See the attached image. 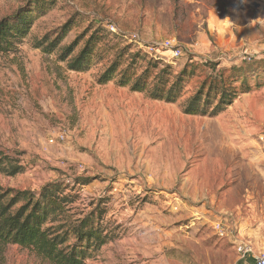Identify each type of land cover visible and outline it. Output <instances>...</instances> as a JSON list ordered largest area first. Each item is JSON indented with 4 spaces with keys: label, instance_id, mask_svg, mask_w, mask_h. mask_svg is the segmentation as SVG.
I'll return each instance as SVG.
<instances>
[{
    "label": "rangeland",
    "instance_id": "1",
    "mask_svg": "<svg viewBox=\"0 0 264 264\" xmlns=\"http://www.w3.org/2000/svg\"><path fill=\"white\" fill-rule=\"evenodd\" d=\"M55 1L0 54V153L23 169L0 174V187L39 193L63 181L78 196L74 207L104 210L119 238L87 264H238L214 225L264 241V0ZM27 7L0 0V22ZM99 30L95 64L70 70L65 49L78 42L75 57ZM166 41L180 58L151 51ZM51 42L59 47L47 53ZM123 50L125 66L139 56L140 68L144 60L193 71L179 102L99 85ZM233 69L244 70L233 86L250 93L214 118L183 113L204 83ZM0 264L49 263L7 246Z\"/></svg>",
    "mask_w": 264,
    "mask_h": 264
},
{
    "label": "trees",
    "instance_id": "2",
    "mask_svg": "<svg viewBox=\"0 0 264 264\" xmlns=\"http://www.w3.org/2000/svg\"><path fill=\"white\" fill-rule=\"evenodd\" d=\"M55 5V0H28L25 10L3 19L0 22V54L11 51L29 34L34 23ZM103 37L102 30H99L98 35L93 34L73 57L79 46L75 42L65 49L62 61H67L72 71H89L95 64ZM59 44H48L47 53L56 51ZM127 51L123 50V56L99 77V85L115 81L119 87H130L133 93H145L151 100L178 103L193 79V71L184 70L176 75L171 65L160 68L159 63L144 60L141 62L146 65L140 68L142 66L135 61L139 56L128 57L131 62L127 61L125 66L123 58ZM225 73L221 72L209 84L204 83L187 100L183 113L214 118L233 106L241 94L251 92L250 89L240 91L233 86L235 76L244 75L243 69H233L229 77H225ZM260 87L258 84L257 88ZM22 171L18 163L0 153V174L14 177ZM72 191L63 181L48 183L39 193L0 187V249L18 246L30 250L49 264H87L95 259L119 236L104 226V210L96 207L87 213L74 207L78 196Z\"/></svg>",
    "mask_w": 264,
    "mask_h": 264
},
{
    "label": "built area",
    "instance_id": "3",
    "mask_svg": "<svg viewBox=\"0 0 264 264\" xmlns=\"http://www.w3.org/2000/svg\"><path fill=\"white\" fill-rule=\"evenodd\" d=\"M151 51L158 55H161V52H163V55L169 54L170 55L169 57H171V59H178L182 55V51L180 47H178L174 41H166L161 44H156L155 47L151 48ZM244 59L249 62L252 61L251 57ZM214 229L220 237L223 238L231 237L236 240L237 252L242 259L245 260L253 254L252 247L249 244L239 239L238 237L239 233L237 229L231 228L229 226L225 227L222 221L221 223L220 222L216 223L214 225ZM253 264H264V252L254 256Z\"/></svg>",
    "mask_w": 264,
    "mask_h": 264
},
{
    "label": "crops",
    "instance_id": "4",
    "mask_svg": "<svg viewBox=\"0 0 264 264\" xmlns=\"http://www.w3.org/2000/svg\"><path fill=\"white\" fill-rule=\"evenodd\" d=\"M238 233H239V231H238ZM240 233L238 236L239 239L241 241H244L245 243L249 244L252 247L253 254L245 260L242 259L241 257H239L238 264H253L254 263V256L264 252V241L262 240V238L261 239L257 238V239H252V240H251V238L246 239V237ZM226 240H228V242L231 243L237 251L236 240L234 238H231V237H228Z\"/></svg>",
    "mask_w": 264,
    "mask_h": 264
}]
</instances>
